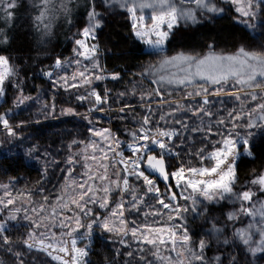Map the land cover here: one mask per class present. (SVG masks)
I'll return each mask as SVG.
<instances>
[{
  "label": "snow or ice",
  "instance_id": "snow-or-ice-1",
  "mask_svg": "<svg viewBox=\"0 0 264 264\" xmlns=\"http://www.w3.org/2000/svg\"><path fill=\"white\" fill-rule=\"evenodd\" d=\"M221 2L230 9L217 0H86L77 20V0H29L41 47L61 19L69 26L80 24L73 56H56L41 69L55 91L40 114L55 116L56 95L63 90L87 111L62 108L61 115L87 123L85 137L66 145L62 182L51 191L41 188L39 200L31 190L0 185V246L14 264H30L26 252L48 258L41 264H91L96 229L129 249L116 252L128 257L127 264H240L227 248L207 255L208 240H195L190 231V213L210 224L205 237L264 258V171L253 169L243 184L238 173L242 158H256V138L264 140V44H241L234 52L217 51L213 44L202 53L170 54L169 49L182 26L229 10L246 29L264 28V0ZM20 7L21 0H0V45L10 46ZM106 15H125L132 36L149 49L144 54L153 57L142 66L139 80L133 74L115 94L98 85L122 79L100 60L97 32ZM20 71L10 54H0V97L15 80L17 108L33 99L23 95ZM12 112L0 113V127L7 137L18 138L26 122L14 124ZM95 113H104L107 122ZM113 120L120 125L116 130ZM39 153L38 145L30 146L24 163L40 160L47 175ZM209 205L220 206L221 215L210 216ZM17 226L28 229L19 248L9 236ZM84 240L88 243L78 246Z\"/></svg>",
  "mask_w": 264,
  "mask_h": 264
},
{
  "label": "trees",
  "instance_id": "trees-1",
  "mask_svg": "<svg viewBox=\"0 0 264 264\" xmlns=\"http://www.w3.org/2000/svg\"><path fill=\"white\" fill-rule=\"evenodd\" d=\"M77 3L79 6L75 15L79 20L80 15L84 12L86 0H77ZM220 4L224 7L227 5ZM30 15L29 0H21L15 27L9 33L12 37L11 44L10 46L0 45V54H10L13 62L20 67L19 80L24 89L23 95L33 98L17 108L15 99L19 92L16 88V81L13 80L7 85L6 96L0 106V112L12 109L13 112L10 114L15 116L12 122L19 124L20 121H25L26 124L22 130H18L20 132L18 138L7 137L4 131H0V141H3L0 146V185L10 184L15 191L31 190L34 193V198L39 200L38 193L41 188L51 191L53 185L62 182L64 173L61 169L66 167L65 158L68 155L66 145L73 139L84 138L86 135V121L73 116L61 119L58 112L62 108L73 107L78 110L80 107L87 106L78 104L72 93H63L60 97L56 96L55 116H49L47 119L44 116L40 118L35 108V98L42 95L43 99V91L47 88L50 89L48 87L49 80L41 74V69L47 70L56 56L64 59L70 57L74 46L73 36L80 24L69 26L61 19L54 30V35L46 45L41 47L39 38L32 29ZM258 29L254 34H251L241 24L235 23L234 18L230 15L223 16L220 20L207 17L196 26H182L177 30L170 41V54L177 51L206 52L209 44L215 45L216 50L225 52H234L241 44L246 47H259L264 44V28L258 26ZM97 39L100 46V60L106 66L107 72H119L122 76L119 82L110 79L101 82L100 87L106 85L113 89V94L123 91L134 79L133 74H137L135 79L139 80L138 74L142 70V66L153 59V57L144 54L148 52L145 46L132 36L130 24L125 15H106L104 26L97 32ZM51 90L54 89L51 88ZM47 101L52 103V96L51 100L47 99ZM98 114L95 113L94 118L107 122L108 116L104 118ZM31 117L33 118L31 119ZM37 120L39 123H36ZM34 144L39 146L41 160L47 162V175L43 173L44 164L40 160H33L31 164L24 163L27 149ZM253 151L255 159L244 157L239 162L238 173L242 184L251 178L253 169L257 172L264 171V140L259 136L256 138V147ZM45 153L47 155H44ZM227 210L229 209H225V211ZM209 215L219 217L221 215L220 206L209 205ZM200 225L201 227H210V224L206 222H200ZM189 227L192 228L190 231L194 239L205 230L195 229L194 220L191 218H189ZM26 230L24 227H20L19 230H10L9 236L13 245L18 248L22 247L16 241H21ZM230 234L231 228H229ZM114 239L108 234H101L98 229L95 230L88 258L91 264H127L128 257L117 256L116 252L119 250L121 253H125L129 249L122 247L118 241L114 243ZM211 247H214L213 251H211ZM217 248H220L221 251L227 248L229 253L237 256L240 264H254L243 251L222 243L209 245L207 255L216 254ZM1 249L2 251L6 250V248ZM25 258L30 264H41L42 260L48 259L42 254L36 255L31 252H26ZM1 259L4 264L3 257ZM133 264H135L134 261Z\"/></svg>",
  "mask_w": 264,
  "mask_h": 264
},
{
  "label": "rangeland",
  "instance_id": "rangeland-1",
  "mask_svg": "<svg viewBox=\"0 0 264 264\" xmlns=\"http://www.w3.org/2000/svg\"><path fill=\"white\" fill-rule=\"evenodd\" d=\"M217 2L218 3H222L221 2V0H217ZM222 7H224L223 5H221ZM225 8L226 9H230V6L229 5H226L225 6ZM228 15H230V16H232L233 18H234V16H235V13L233 12V11H231V10H229V11H227L225 14H223V15H217V16H215V17H210L211 19H213V20H220L223 16H228ZM207 17H209V16H202L201 17V20L202 19H205V18H207ZM242 25V24H241ZM191 26V25H190ZM194 26H196V25H194ZM243 26V25H242ZM244 27V26H243ZM245 28V27H244ZM246 29V28H245ZM251 34H254L257 30H259L258 29V27L255 29V30H251V29H247ZM74 47V46H73ZM145 49L147 50V51H149V49H147L146 47H145ZM218 51V50H217ZM73 56V52H72V54L70 55V57H72ZM69 57V58H70ZM46 77V76H45ZM47 78V77H46ZM48 79V78H47ZM98 85L100 86L101 85V82H98ZM50 89H45L44 91H43V99L41 98V96L39 97V101H35V108H36V110H37V113L39 114V116H40V118H42L43 117V115H41L40 114V109H41V106H42V103L44 102V101H47V99H50L51 100V96H53L52 94H53V92L55 91V89L52 91L51 90V88H52V85H51V83H50V81H49V86H48ZM53 89V88H52ZM63 93H67V94H71V92H64L63 90H60L59 92H58V94L56 95L57 97H60V96H62V94ZM16 100V99H15ZM3 102H4V97H0V106L3 104ZM48 103H50L49 101H47ZM64 109H66V108H64ZM86 110H87V107H80V108H78V112H80V113H85L86 112ZM0 113H2V112H0ZM58 114H59V116L60 117H62L61 119H64V118H67L68 117V115H61V110L58 112ZM98 115H100V116H102V117H106V115L104 114V113H99ZM34 117V116H33ZM33 117H31V119L33 118ZM30 119V118H29ZM104 121H106V120H104ZM115 121V120H114ZM113 121V124H112V127L114 128V130H116V129H118L119 127H120V125H119V123L117 122V121H115L114 122ZM105 125H107V124H105ZM0 131H3L2 130V127H0ZM121 138L123 139L124 137H123V135L121 136ZM161 187H163V185L161 184ZM189 218H191V219H193L194 220V225L196 226V228L195 229H205L203 232H201V234L195 239V240H199L200 238H205L206 240H208V243H209V245L211 246V245H214L215 243L217 244H220V242H218V241H216L214 238H211V237H205V232L207 231V229L209 228L208 226H203V227H201V225H200V222H202V223H204V222H206L204 219H201V218H199V217H197V218H193V216H192V214L190 213L189 214ZM22 223H26V222H22ZM16 228H18V229H16ZM16 228H14L15 230H19L20 229V226H17ZM24 228H26V227H24ZM190 228V227H189ZM23 229V228H22ZM27 229V228H26ZM190 229H192V228H190ZM98 230H100V229H98ZM83 231V230H82ZM28 232V229L26 230V232H25V234H24V236H23V238H21V241H16V242H18L21 246H22V240L24 239V238H26V233ZM86 243H88V241L87 240H84L83 242H81V241H78V246H80V247H83ZM1 248H4L3 246H0V261H2V259H1V257H3V259H4V264H14V257L11 255V254H9V252L7 251V250H3L2 251V249ZM213 249H214V247H211V251H213ZM36 254V253H35ZM8 255V256H7ZM37 255V254H36ZM43 255V254H42ZM246 256L252 261V263H254V264H264V258H259V254H258V256L256 257V258H254V257H252L250 254H246ZM14 259H13V258ZM24 258H25V256H24ZM25 260H27V258H25ZM53 263H55V262H53Z\"/></svg>",
  "mask_w": 264,
  "mask_h": 264
},
{
  "label": "water",
  "instance_id": "water-1",
  "mask_svg": "<svg viewBox=\"0 0 264 264\" xmlns=\"http://www.w3.org/2000/svg\"><path fill=\"white\" fill-rule=\"evenodd\" d=\"M163 185V184H162Z\"/></svg>",
  "mask_w": 264,
  "mask_h": 264
}]
</instances>
